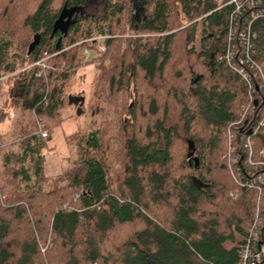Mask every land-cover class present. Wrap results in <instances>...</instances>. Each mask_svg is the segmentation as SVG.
<instances>
[{"label":"trees","instance_id":"16d2710c","mask_svg":"<svg viewBox=\"0 0 264 264\" xmlns=\"http://www.w3.org/2000/svg\"><path fill=\"white\" fill-rule=\"evenodd\" d=\"M229 1L144 0L138 19L132 0H0V78L7 76V81L21 85L23 113L31 110L48 130L53 128L70 79L83 65L100 71L93 82L95 103L105 100L107 85L133 97L119 131L122 166L114 173L115 150L111 141H101L98 129L79 136L87 155L84 169L47 178L42 165L44 140L35 120L34 133L24 137V151L15 158L19 164L0 167V264H237L240 245L255 217L258 191L231 180L217 153L222 131L237 119L247 93L239 76L216 60L226 46L231 18H242L234 15ZM97 4L104 6L101 17L92 12ZM197 17H202L204 26L199 50L194 44L198 22L186 25ZM63 20L65 30L58 27ZM252 26L257 34L254 57L264 61V19ZM126 27L148 36H125L126 49L113 52L121 48L118 34ZM105 32L117 36L104 41L106 51L99 50L97 41H86L50 60L66 64L55 73V94L45 106L50 81L38 76V66H28L45 51L55 52ZM156 33L160 35L152 36ZM36 34L40 42L28 54ZM86 48L96 52L87 61ZM206 73L210 83L204 80ZM155 91L170 93L180 103L187 137L165 125L167 113L160 115ZM78 94L86 99L85 93ZM143 94L152 97L147 111ZM256 96L259 111L264 86ZM147 113L152 122L144 126ZM259 115L249 114L246 127L236 131L248 130ZM253 140L257 150L264 148V128ZM182 141L185 157L179 169L189 171L177 175L171 168L173 151L182 148ZM10 157L7 154V160ZM29 158L35 162L33 171L26 167ZM254 159L264 160L259 155ZM241 169L246 174L247 168ZM50 180L52 189L45 186ZM49 228L54 244L43 252Z\"/></svg>","mask_w":264,"mask_h":264},{"label":"rangeland","instance_id":"374dc122","mask_svg":"<svg viewBox=\"0 0 264 264\" xmlns=\"http://www.w3.org/2000/svg\"><path fill=\"white\" fill-rule=\"evenodd\" d=\"M135 10H139V15H141L142 7L144 0H132ZM97 9H92V12L97 15V17H101L104 14V6L101 4H97ZM69 18V17H68ZM137 18V17H136ZM67 20V18L65 19ZM198 22V39L195 41L196 49H201V32L204 29L202 17H197L192 21H188L186 25H189L193 22ZM65 23V22H64ZM182 27H185L182 26ZM180 27V28H182ZM179 29V28H178ZM177 29H175L176 31ZM127 27L125 33H119L118 38L122 39L121 48L115 47L113 52L122 53L126 49L127 41L125 35L127 34ZM160 34H153L152 36L158 37ZM145 35L143 37H147ZM117 37V36H116ZM147 40V39H145ZM30 41H33V37ZM96 56V52L94 50L91 51L89 58L92 59ZM88 59H85L87 61ZM111 59L107 61V64H111ZM264 64V61H261ZM99 69L97 66L92 65H83L79 70L77 76L70 79V83L67 90V95L64 97L60 108H58L59 114L57 116V123L53 128H50V136L48 139L44 140V145L42 147V165L44 167V174L47 178L52 179L57 176H66L73 175L78 173L80 170L84 169L87 166V155L85 154V148L79 142V136H87L91 131H95L101 129V133H99V137L101 141H111L112 147L114 148V153H116V157L113 158L112 162V173L114 171H118L121 166V141L122 136L119 135V131L121 129V122L124 117V113L126 112V104H130L133 101V97H131L130 93H124L121 89L119 92L111 91V87L109 85L106 86L105 92V100H102L100 103H95V95H94V81L96 76L99 74ZM205 81H209L208 74H205ZM0 79V134L2 135L0 138V167L4 165L17 166L19 164L16 156L21 155L24 151V142L26 139L34 133V124L35 117L31 110H26L24 113L21 109V85L16 81H7L6 77ZM159 82V79H156ZM210 83V81H209ZM245 90L247 91L245 96V101L240 105L237 109L238 117L234 121H240L241 115L239 114L242 110V105L246 103L248 98V89L244 84ZM84 90V91H83ZM85 93L86 99L84 102L83 110L79 109V106L69 104L68 96L70 94L79 95L78 93ZM150 95H152V91H150ZM157 98V104L160 109V115L167 113V117L165 120V125L167 127H175L179 135L182 137H187L183 127V120L181 118V105L178 101L174 99V97L169 93L167 96L163 94V92L159 93L157 91L154 92ZM149 94H143L141 102L144 105V109L148 110V104L150 101ZM150 97V98H149ZM133 104V103H132ZM5 113V114H4ZM4 117V118H3ZM148 113L145 116V120L143 121L144 126L147 125V122H152V119L149 117ZM144 118V117H143ZM232 121V122H234ZM230 122L225 129L222 131L221 135V146L219 151L220 159L225 163L226 168L228 166V160L225 158V155L229 152V141H228V132L229 129L231 132H234V126H231ZM242 124V125H241ZM240 127L242 128L243 123L241 122ZM103 132V133H102ZM27 138H24V137ZM219 140V141H220ZM237 144L239 141H235ZM257 142V141H256ZM106 144V142H104ZM182 148L180 146H176L173 158V163L171 165L172 170L174 169L175 173L180 170L179 167L182 165L180 160L185 157V142H181ZM254 146L256 147L255 141ZM257 148V147H256ZM7 154L11 157L7 160ZM236 155L234 154L233 157ZM26 167L29 168L30 171L35 169V162L32 159H28L26 162ZM177 168V169H176ZM227 168V170H228ZM234 164L233 169L235 171ZM178 173L177 175H179ZM181 175V174H180ZM232 175V174H231ZM234 180V177L231 178ZM55 183V182H54ZM46 187L52 189L55 185L52 184V181L45 183ZM84 192V191H82ZM235 192V191H231ZM230 192V195H231ZM79 193L71 195L72 203L77 201V196ZM68 203V202H67ZM64 203L63 207L67 204ZM72 203L70 206H72ZM53 235L51 228L48 229L47 240L44 241L42 245V251L45 252L46 249L52 248L54 244Z\"/></svg>","mask_w":264,"mask_h":264},{"label":"built area","instance_id":"2783aa9c","mask_svg":"<svg viewBox=\"0 0 264 264\" xmlns=\"http://www.w3.org/2000/svg\"><path fill=\"white\" fill-rule=\"evenodd\" d=\"M228 3L234 4V15L242 17L236 19L232 17L227 32V43L224 51L217 55V62H224L225 65L247 86L248 99L245 104L242 105V110L239 113L241 115L240 121H234L231 126H234V132L229 129L228 141L229 152L225 155L228 160L229 170L234 177L237 185L246 187H256L260 189L264 183V162L254 163L251 161V165L247 167V172L243 178H237L233 169V164L246 165L244 159L246 157H254L259 155L264 157V148L257 150L254 146V141H247V137L256 135L262 128H264V102L262 106L257 109L259 103V97L256 96V92L260 85L264 86V64L257 60L256 56V44L255 39L257 37L256 32L253 30V22L255 20L264 19V0H231ZM239 18V17H238ZM125 36H145V34H139L128 31ZM116 37L105 32L103 35L89 37L71 46H65L62 49H58L55 52L45 51L43 56L37 61L29 65L28 67L38 66V76L45 77L49 82L47 93L43 98V104L48 105L49 101L54 97L55 90L58 81L55 79V73L62 70L65 66V62L60 66L50 63V60L57 54L64 50L69 49L79 43L86 41H97L100 51H106V45L104 41L108 38ZM91 51L84 49V56L89 58ZM2 77L0 79H3ZM256 96V98H255ZM258 113V117L253 119L252 125L248 130L238 133L237 127H240V123H243L241 129H244L248 124L247 118L249 114ZM37 132L43 140H46L50 136V131L47 129L43 119L35 115ZM242 125V124H241ZM239 141L235 144V141ZM236 155L233 157V155ZM255 171V173H253ZM245 180V181H244ZM236 194L231 192V195ZM259 200L264 201V193H259ZM264 208V207H263ZM261 203L258 205V209H263ZM239 261L237 264H260L264 263V219L258 218L251 223L249 233L244 239L239 249Z\"/></svg>","mask_w":264,"mask_h":264},{"label":"water","instance_id":"95a60500","mask_svg":"<svg viewBox=\"0 0 264 264\" xmlns=\"http://www.w3.org/2000/svg\"><path fill=\"white\" fill-rule=\"evenodd\" d=\"M142 11L144 12L143 7H142ZM143 12L141 13V15L143 14ZM141 15H139V10L137 9L136 13H135V17H137L139 19L141 17ZM64 22H65L64 20L60 21V23H59L60 25H58V27L61 28L62 30H65V28L67 26V22H65V23ZM39 42H40V34H36L34 36L33 41L30 43V45L28 47V54H31L35 50V48ZM68 102H69V104H73V105L81 107L84 105L85 98L82 95H72L71 94L68 96ZM193 161L195 162L196 166H199L200 161H199L198 156H194ZM190 162H191V159H190ZM260 264H264V263H260Z\"/></svg>","mask_w":264,"mask_h":264},{"label":"bare ground","instance_id":"6f19581e","mask_svg":"<svg viewBox=\"0 0 264 264\" xmlns=\"http://www.w3.org/2000/svg\"><path fill=\"white\" fill-rule=\"evenodd\" d=\"M256 98V97H255ZM50 102V101H49ZM45 106H47V105H45ZM254 136V135H253ZM253 136H251L250 138L249 137H247V141H254L253 140ZM262 158H264V157H262ZM251 161L252 162H254V163H260V162H264V160H255L254 159V157H251V158H249V157H246L245 159H244V163H246V167H241V166H237L236 167V171H235V174H236V176H237V178H243L244 176H245V172H244V170H242L241 168H247L248 167V165H251ZM253 173H255V171L253 172ZM245 181V180H244ZM248 188H254V189H256L257 191H258V204H257V206H256V211H255V217H254V220H253V222L254 221H256L258 218H263L264 219V208H263V201L262 200H259V193H264V183H263V186L260 188V189H257L256 187H253V186H251V187H248ZM232 197H236V194H233V195H231ZM261 203V205H262V208L263 209H258V205ZM240 248H241V245H240Z\"/></svg>","mask_w":264,"mask_h":264}]
</instances>
